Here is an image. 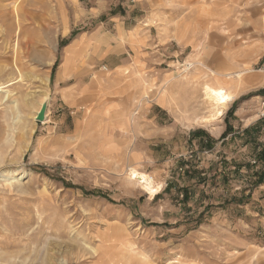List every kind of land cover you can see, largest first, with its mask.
<instances>
[{
	"label": "rangeland",
	"instance_id": "obj_1",
	"mask_svg": "<svg viewBox=\"0 0 264 264\" xmlns=\"http://www.w3.org/2000/svg\"><path fill=\"white\" fill-rule=\"evenodd\" d=\"M263 69L264 0H0V264H264Z\"/></svg>",
	"mask_w": 264,
	"mask_h": 264
},
{
	"label": "crops",
	"instance_id": "obj_2",
	"mask_svg": "<svg viewBox=\"0 0 264 264\" xmlns=\"http://www.w3.org/2000/svg\"><path fill=\"white\" fill-rule=\"evenodd\" d=\"M240 73L241 72H237V75H240ZM211 77H212L211 80L215 81L216 83H220V85L218 87H215V88L207 85L203 89L202 96H200L201 98H204L205 100H207V102H208L207 104L211 105L210 106L211 107L210 108V112L207 114L206 111H204V109H205L206 106H205L204 102H201L200 103V107L198 108V112L197 113L187 114L189 112V109L188 108H190V106L186 102L184 104V106H183L184 109H183L182 115L185 118H194L198 122L205 123L207 126H210V128L216 129L218 127L217 125L219 124V121H220L221 117L223 116V113L225 111V108L237 96L238 91L237 90H230L228 87L224 86L223 83H226V82H225V80L223 79V77L219 73H215ZM209 94H212V95H220V96L225 97L226 101L221 106L223 112H222V114L220 116H217L216 115L217 108L215 106V103L209 101V99H206V97ZM204 95H205V97H203ZM164 96L165 95L162 96V99L161 100H163ZM170 100L172 102V99H170ZM161 187H162V185H161ZM125 247H126V244H125V246L123 245V248L124 249H125ZM172 262H173L172 260H167L165 264H170Z\"/></svg>",
	"mask_w": 264,
	"mask_h": 264
},
{
	"label": "bare ground",
	"instance_id": "obj_3",
	"mask_svg": "<svg viewBox=\"0 0 264 264\" xmlns=\"http://www.w3.org/2000/svg\"><path fill=\"white\" fill-rule=\"evenodd\" d=\"M212 73V72H211ZM215 74V73H214ZM29 79V78H28ZM40 79V78H39ZM2 87L0 86V91H1ZM207 96V95H206ZM8 98V95L5 94L4 98ZM206 99H209V101L214 102L215 106L217 108L216 110V115L220 116L222 114V108L221 106L224 104V102L226 101L225 97L220 96V95H212L209 94ZM231 99V98H230ZM14 105H17V100H14ZM219 107V108H218ZM213 114V113H212ZM212 116V115H211ZM131 171H133V168L130 167L129 168ZM136 173V171H135ZM138 179L135 180V182L139 185V187L145 191L146 193H148L150 196L155 195L156 193H158L161 189V184L154 182V180L152 178H149V175H147L146 173H136ZM131 175V173H130ZM133 176V175H131Z\"/></svg>",
	"mask_w": 264,
	"mask_h": 264
},
{
	"label": "water",
	"instance_id": "obj_4",
	"mask_svg": "<svg viewBox=\"0 0 264 264\" xmlns=\"http://www.w3.org/2000/svg\"><path fill=\"white\" fill-rule=\"evenodd\" d=\"M46 106H47V102L46 101L41 104L39 110L35 114V120L36 121H40L41 122V121L45 120Z\"/></svg>",
	"mask_w": 264,
	"mask_h": 264
},
{
	"label": "built area",
	"instance_id": "obj_5",
	"mask_svg": "<svg viewBox=\"0 0 264 264\" xmlns=\"http://www.w3.org/2000/svg\"><path fill=\"white\" fill-rule=\"evenodd\" d=\"M262 71H263V76H264V69ZM259 108L261 110V115L264 117V95L260 98ZM261 132L264 135V123L261 125Z\"/></svg>",
	"mask_w": 264,
	"mask_h": 264
}]
</instances>
